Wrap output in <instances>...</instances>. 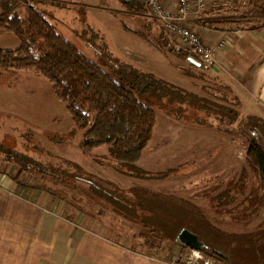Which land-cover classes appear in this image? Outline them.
<instances>
[{"label":"rangeland","instance_id":"374dc122","mask_svg":"<svg viewBox=\"0 0 264 264\" xmlns=\"http://www.w3.org/2000/svg\"><path fill=\"white\" fill-rule=\"evenodd\" d=\"M30 5L54 24L60 36L73 43L84 56L109 72L117 81L127 80L136 67L166 79L189 94H203L200 89L203 82L193 79V72H207L213 80L225 72L199 67L173 55L164 44L162 23L150 15L130 13L119 0H37L31 1ZM20 11L26 19L28 6L23 5ZM166 35L181 46L175 36ZM19 45L20 41L14 35H0V49L13 50ZM242 57L244 62L240 57L233 68L238 73L239 67L243 73L226 72L222 75L225 80H232L238 88L241 83H237L236 77L246 81L253 68L264 59V46L248 44ZM157 99L162 101L161 96ZM150 106L157 114L153 139L141 161L127 165L109 158L108 146L93 151L82 148L84 131L75 127L47 79L28 71H0V116L6 117V122L13 125L12 129L0 124L1 129L8 134L14 133L13 137L20 135L26 128L33 129L35 138L43 143L51 156L66 159L78 168L76 171L71 170L77 176L70 174L67 185H61L48 177L25 175L16 166H0V171L14 178L18 182L17 189L30 200L73 219L84 230L119 241L124 236L125 247L146 253L149 249L132 237H146L148 234L140 226L106 209L113 204L106 197H101V203H96L94 195L91 196L90 184L98 183L114 198L123 200L131 207L134 206L137 191L147 188L193 209V194L200 195L201 199L198 198L196 203L205 201L213 185L221 182L210 180V175L225 172L232 177L241 170V162H245L248 148V143L241 137L189 123L187 120H193V117H187L186 120L185 117L176 119L168 116L160 102ZM238 110L242 115L253 113V109L243 102ZM190 113L194 115L196 112ZM45 134L51 136L50 140L44 139ZM236 158L241 161L238 163ZM249 182L247 189H253L252 179ZM262 190L263 194L257 188L253 190L254 193H250L253 196L246 195L254 199L251 200L253 207L259 210L256 216L260 215L264 207V187ZM199 206L205 210V206ZM250 211L248 207L242 212V216L250 218L247 221L257 218L249 216ZM201 212L209 217V213ZM257 222H252L246 229L252 230ZM167 253L154 250V254L163 259H167ZM179 253L185 252L177 247L174 255Z\"/></svg>","mask_w":264,"mask_h":264},{"label":"trees","instance_id":"16d2710c","mask_svg":"<svg viewBox=\"0 0 264 264\" xmlns=\"http://www.w3.org/2000/svg\"><path fill=\"white\" fill-rule=\"evenodd\" d=\"M31 1L37 2L0 0V35L11 34L20 41L17 49H0V71H28L47 79L75 127L84 131V150L108 146L107 156L112 160L127 165L139 163L157 126V114L150 105L160 102L170 117H193V120H186L243 138L248 143L246 188L251 179L253 190L264 187V117L242 115L238 110L242 99L222 75H216L217 80H213L207 72H193V79L203 82L200 88L203 94H189L166 79L136 67L127 80L117 81L84 56L73 43L60 36L54 24L30 5ZM119 1L134 15L152 16L149 7L140 0ZM23 5L29 8L26 19L20 11ZM240 8L235 4L212 8L205 12L207 20L204 24L226 25L230 30L264 26V8L244 12ZM162 37L173 55L196 66L210 68L198 54L170 40L164 28ZM160 96L162 101L157 99ZM193 111L196 112L194 115L188 114ZM6 121V117L0 116V124L12 128L13 125ZM32 131L26 128L13 137L14 133L8 134L0 127V166H16L25 175L48 177L67 185L70 174L77 176L71 170L78 168L66 159L51 156ZM45 138L50 140L51 136L45 134ZM89 188L96 203H101V197H106L113 203L106 209L140 226L148 234L134 238L142 240L149 249V256L154 255V250L173 254L177 247L186 252L189 248L179 242L178 235L183 229H188L204 242L201 251L222 264H264V225L255 231L231 233L213 227L194 206L191 209L147 188L137 191L133 207L114 198L96 182ZM23 197L27 198L26 195ZM251 200L254 201L248 198L245 209L250 207L249 216L258 217L256 212L259 210L252 206Z\"/></svg>","mask_w":264,"mask_h":264},{"label":"crops","instance_id":"0c3cea01","mask_svg":"<svg viewBox=\"0 0 264 264\" xmlns=\"http://www.w3.org/2000/svg\"><path fill=\"white\" fill-rule=\"evenodd\" d=\"M163 1L169 7L176 6L175 0ZM223 4L229 3L226 0H214L206 7L204 13L191 14L186 24L198 31L209 45H214L218 40H225L226 46L217 52L218 64L213 67L217 72L225 71L222 73L225 75L226 72L237 73L233 68L234 64L240 57L244 62L242 54L248 44L264 46V26L230 30L226 25L217 23L205 25V12ZM235 5L241 6L240 11L244 12L264 8V1ZM239 72L243 73V70L238 67ZM236 79L237 83L243 85H239L241 89L232 80L227 81L235 87L242 102L253 109L250 114L264 117V59L253 68L245 82L241 81V78ZM236 159L238 163L241 161ZM241 164V170L232 177L225 172L210 175V180L221 182L213 185L211 194L204 198L205 201L196 203L195 201L201 198L199 194H193L194 207L209 213L206 218L211 225L231 233L255 231L264 225V207L260 208V215L254 220L247 221L250 218L242 216L248 202L247 196L254 192L253 189L246 188V166L245 162ZM17 186L18 182L14 178L0 171V264H176L172 261L174 253H167V259L155 254L149 256L148 252L125 247L124 236L119 241L104 234L84 230L73 219L61 216L43 204L30 200L28 196L23 197ZM261 189L262 187L259 188V193L263 194ZM199 205L205 206V210H201ZM257 220L255 228L246 229ZM132 239L143 244L138 237Z\"/></svg>","mask_w":264,"mask_h":264},{"label":"built area","instance_id":"2783aa9c","mask_svg":"<svg viewBox=\"0 0 264 264\" xmlns=\"http://www.w3.org/2000/svg\"><path fill=\"white\" fill-rule=\"evenodd\" d=\"M146 4L152 17L160 21L169 36H175L180 45L198 54L203 62L210 68L216 67V55L226 46L225 40H218L214 45H209L203 36L186 24L191 14L203 12L214 0H175L176 6L169 7L163 0H140ZM229 4H247L264 0H226ZM180 250V247H179ZM176 264H222L220 261L209 257L202 251L192 249L174 256Z\"/></svg>","mask_w":264,"mask_h":264},{"label":"water","instance_id":"95a60500","mask_svg":"<svg viewBox=\"0 0 264 264\" xmlns=\"http://www.w3.org/2000/svg\"><path fill=\"white\" fill-rule=\"evenodd\" d=\"M178 240L182 245L196 251H201L204 246V242L200 240L199 236L188 229H183L179 233Z\"/></svg>","mask_w":264,"mask_h":264}]
</instances>
